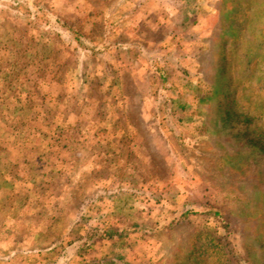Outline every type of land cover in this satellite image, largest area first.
<instances>
[{"label":"rangeland","instance_id":"374dc122","mask_svg":"<svg viewBox=\"0 0 264 264\" xmlns=\"http://www.w3.org/2000/svg\"><path fill=\"white\" fill-rule=\"evenodd\" d=\"M262 133L264 0H0V264H264Z\"/></svg>","mask_w":264,"mask_h":264},{"label":"trees","instance_id":"16d2710c","mask_svg":"<svg viewBox=\"0 0 264 264\" xmlns=\"http://www.w3.org/2000/svg\"><path fill=\"white\" fill-rule=\"evenodd\" d=\"M247 116H248V117H247ZM247 116H246V119H247L248 121H251V117H250L251 115L249 116V113H248ZM260 116H261V115H260ZM261 135H264V133H262ZM263 148H264V146H263ZM263 151H264V149H263ZM226 226H227V225H226ZM225 256L227 257V255H224V257H225ZM228 256H229V257L223 259V261H220L219 264H243V263L241 262L242 260H240L239 257H237V255L233 253V251L230 252Z\"/></svg>","mask_w":264,"mask_h":264}]
</instances>
